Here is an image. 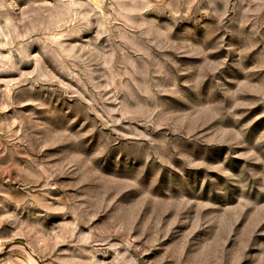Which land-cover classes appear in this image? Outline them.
<instances>
[{
  "label": "rangeland",
  "instance_id": "1",
  "mask_svg": "<svg viewBox=\"0 0 264 264\" xmlns=\"http://www.w3.org/2000/svg\"><path fill=\"white\" fill-rule=\"evenodd\" d=\"M0 264H264V0H0Z\"/></svg>",
  "mask_w": 264,
  "mask_h": 264
}]
</instances>
